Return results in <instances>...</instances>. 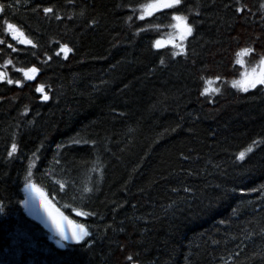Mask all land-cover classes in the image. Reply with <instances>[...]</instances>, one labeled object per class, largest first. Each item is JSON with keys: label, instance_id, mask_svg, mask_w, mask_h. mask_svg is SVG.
Listing matches in <instances>:
<instances>
[{"label": "trees", "instance_id": "16d2710c", "mask_svg": "<svg viewBox=\"0 0 264 264\" xmlns=\"http://www.w3.org/2000/svg\"><path fill=\"white\" fill-rule=\"evenodd\" d=\"M150 1L0 0V264H264V85L230 84L237 53L264 56V0L139 19ZM174 15L193 28L179 54L155 46ZM30 179L90 235L61 247Z\"/></svg>", "mask_w": 264, "mask_h": 264}, {"label": "snow or ice", "instance_id": "6c2138e0", "mask_svg": "<svg viewBox=\"0 0 264 264\" xmlns=\"http://www.w3.org/2000/svg\"><path fill=\"white\" fill-rule=\"evenodd\" d=\"M182 0H151L149 3H145L142 5V13L139 16V19L143 20L145 19L146 16H151L153 15L154 12L160 10L161 8H174L178 5H180ZM4 9V5L0 4V12H2ZM46 13L51 12L52 9L47 8L44 9ZM175 21H177L176 24L172 25L173 28H176L179 30L180 33V39L184 40L188 36L192 35L193 28L191 25L187 23V17L180 16V15H174L172 17ZM7 31L12 35V38L14 40H17L21 44H32V41L27 39L22 31H20L19 28H17L15 25L8 23L7 24ZM4 43L3 40H0V44ZM155 46L157 48H160L164 46L160 40L156 41ZM174 47H179V45H173ZM9 47H12V45H9ZM33 47L35 45L33 44ZM15 50V49H14ZM72 50L70 48H67V46H64L61 48V52L64 53L65 58H67V55L69 52ZM252 49H243L241 52L237 53L238 59L237 63L238 64H243L244 61L242 59H239V57L243 56H249L252 53ZM59 55V53H57ZM179 54V53H177ZM8 64L11 63V61L7 62ZM259 69V72L257 71ZM19 71H23L24 78L26 80H33L35 79V74L39 71L37 68L33 67L28 70H22L20 69ZM245 79L243 80H234L232 82V87L238 88L241 91L247 92L249 88H255L258 84L259 85H264V56L261 57L258 65L256 67H253L251 69V78H249V73L245 72L242 74ZM6 77L5 73H0V79H4ZM219 79V78H217ZM8 83H13L11 79H8ZM15 83L20 84V81H15ZM206 84L208 87L204 89V94H211V93H216L219 91L218 88L212 87L213 81L208 80L206 81ZM37 92H44V86L41 85L37 89ZM43 99L47 100L48 96L45 94L43 96ZM255 143V142H254ZM16 151V145H12V151L9 152V156L13 155ZM253 151V148L250 146L248 147L245 151H242L238 155V159L244 160L245 156L247 153H250ZM29 175H31V172H29ZM29 189H35L36 191H40L39 189L35 188V185H32L31 183L27 186ZM64 185L61 184V188H63ZM42 194V193H41ZM43 195V194H42ZM47 205V202H46ZM46 211H48L49 217L52 220V223L55 227L56 234L59 236L60 241H68L72 240L76 243H80L85 239V237L89 236L90 233L88 229L84 225H75L73 224L72 221H68L67 217H64L62 213H59V210H56V214H54L49 208L46 206L45 208ZM77 215H85V213L77 212ZM64 221H67L69 225H72L71 229H68L64 225ZM59 243V241H58ZM61 247L64 245L61 244ZM129 260H131V257H128Z\"/></svg>", "mask_w": 264, "mask_h": 264}, {"label": "rangeland", "instance_id": "374dc122", "mask_svg": "<svg viewBox=\"0 0 264 264\" xmlns=\"http://www.w3.org/2000/svg\"><path fill=\"white\" fill-rule=\"evenodd\" d=\"M164 9H168V8H161L160 10H158L156 12H159V11L164 10ZM156 12H154L153 14H155ZM176 23H177V21L173 20V22L164 30L163 36L160 39V41H161V43L163 45L171 46L172 48H174L176 52L183 53L186 50L187 40H188V38L191 35L188 36L186 39L181 40L180 39L179 30L172 27V25H174ZM187 23H188V20H187ZM7 33L10 34L8 31H7ZM174 44L175 45H179V47H174L173 46ZM237 59H238V57H237ZM239 59H242L244 61L243 64H238L242 68V71H241V73L239 74L238 77H236L235 79L230 81L231 85H232V82L234 80H243V79H245V77L242 75L245 72H248L250 74L249 78H251V69L258 65V63H259L261 58L259 60H256V61H250L249 60V56H243V57H239ZM257 71L259 72V69H257ZM36 74H35V76H36ZM209 80L213 81L212 87L218 88L219 89L218 93H219L221 91V89H220L221 79L220 78L219 79L211 78ZM221 84H223V83H221ZM206 87H208L207 84H206L205 88ZM236 89H238V88H236ZM251 89H253V88H249V90H251ZM216 93L205 94V95L213 97V95L216 94ZM30 183L32 185H35V188L39 189L40 191H36L35 189H29L27 186ZM46 202H47V205H46ZM25 206H26V209L28 210L29 214L32 215L37 220L41 221L51 231V233L56 237V239L61 244H63L64 246H67L70 243H74V241H72L71 239L68 240V241H60L59 236L56 234L55 227H54V225L52 223V220L49 217L48 211L45 210V208L47 206L49 208V210H51L54 214H56V210H59V208L47 196L46 192L41 187H39L36 183H34V181L32 179H30L28 181V183L26 185V188H25ZM59 213H62V212L59 210ZM63 216L66 217L64 214H63ZM68 221H72V220H70L68 218ZM73 224L77 225L74 222H73ZM64 225L68 229L72 228V225H69L67 221H64ZM135 264H137V263H135Z\"/></svg>", "mask_w": 264, "mask_h": 264}, {"label": "flooded vegetation", "instance_id": "af4514ba", "mask_svg": "<svg viewBox=\"0 0 264 264\" xmlns=\"http://www.w3.org/2000/svg\"><path fill=\"white\" fill-rule=\"evenodd\" d=\"M11 35V34H10ZM11 37V36H10ZM12 38V37H11Z\"/></svg>", "mask_w": 264, "mask_h": 264}, {"label": "water", "instance_id": "95a60500", "mask_svg": "<svg viewBox=\"0 0 264 264\" xmlns=\"http://www.w3.org/2000/svg\"><path fill=\"white\" fill-rule=\"evenodd\" d=\"M17 41V40H16Z\"/></svg>", "mask_w": 264, "mask_h": 264}]
</instances>
